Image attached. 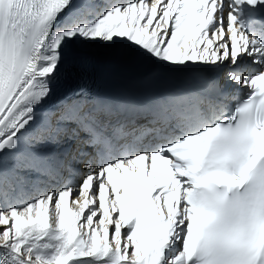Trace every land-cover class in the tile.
<instances>
[{"label": "snow or ice", "instance_id": "1", "mask_svg": "<svg viewBox=\"0 0 264 264\" xmlns=\"http://www.w3.org/2000/svg\"><path fill=\"white\" fill-rule=\"evenodd\" d=\"M0 264H264V0H0Z\"/></svg>", "mask_w": 264, "mask_h": 264}, {"label": "bare ground", "instance_id": "2", "mask_svg": "<svg viewBox=\"0 0 264 264\" xmlns=\"http://www.w3.org/2000/svg\"><path fill=\"white\" fill-rule=\"evenodd\" d=\"M97 63L98 65H104V66H109V67H115L118 64H120L121 62H125V61H121L119 59H116L114 57L108 56L105 54V52L103 50H95L93 54H91L88 58V63H87V69H89L88 67L90 66L91 63ZM126 66H130V65H137V64H132V63H128L125 62ZM100 86V84H96V88H98ZM64 90V89H60V92ZM54 212V209H52V213ZM51 213V214H52ZM51 214H50V218H51Z\"/></svg>", "mask_w": 264, "mask_h": 264}]
</instances>
